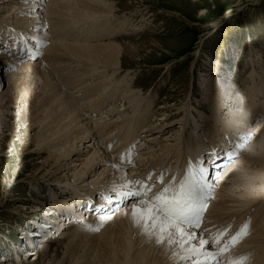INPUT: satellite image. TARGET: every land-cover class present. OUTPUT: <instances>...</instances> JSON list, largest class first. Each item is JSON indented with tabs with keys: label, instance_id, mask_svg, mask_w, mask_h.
Listing matches in <instances>:
<instances>
[{
	"label": "bare ground",
	"instance_id": "1",
	"mask_svg": "<svg viewBox=\"0 0 264 264\" xmlns=\"http://www.w3.org/2000/svg\"><path fill=\"white\" fill-rule=\"evenodd\" d=\"M112 3L111 0H57L47 6H41L39 0H0V10H11L12 16H3L0 22L5 21L9 24H16V26L22 25L25 31L24 35L17 33V35L10 36L8 32L5 33L4 28L0 29V54H2L0 55V90L3 82L7 84L6 90L0 92V127L6 129L10 137L18 139L21 134L17 131L20 127H24L25 135L32 139L37 147L41 146L39 151H47L49 154L40 168L41 171H46L43 176L47 181H51L52 190L68 197V202L59 203L55 196L52 200L56 203L57 210L64 212L63 215L60 214L55 217L54 213H47L43 218L46 220V227L57 232H61L60 230L65 225H61L63 221H69L66 223L65 231L61 232L63 240L68 238L67 245L64 246L65 252L61 246L53 251L55 258L58 259L53 260V264H63L66 256L78 259L73 264H79L80 251L77 249V241L74 239L84 236L85 238L87 236L95 237L97 241V245L89 253L88 261L90 262L88 264H177V257L174 255L175 250L173 248L167 244L158 245L155 238L150 239L142 233L140 227L133 223L132 210L138 201L132 199L130 207L122 210L120 205L125 201H119L115 195L112 196V203H108L106 200L110 194V191H106L107 188L110 190L113 185L124 184L125 173L133 182L139 178V180L147 178L150 173L145 175V166L166 155L168 148L171 149L161 146L160 149L150 150V144L157 138L150 136L139 148L135 171L128 168L127 159L121 160L122 156L127 158L131 149L133 150L134 142L139 136L137 130L141 128L142 124L140 128H133V126L145 121L143 115L145 114V104H142V100L137 101L136 104L134 99L136 96H133V90H131L133 80L129 79L128 74H125V77L122 75L121 78H124L122 80H113L116 76H121V58L126 53V49L116 40L105 41L122 33L127 34L131 29V22L135 20H131L133 18L131 16L130 19L123 16V20H121V17L119 18L117 15L116 5ZM37 7L40 9L34 14L33 12ZM96 18H99L98 22L102 21L105 25L97 22H83ZM144 22L141 20V24H138L135 21L131 30L136 32L144 29ZM78 25L85 27L77 30ZM96 27L97 29H91ZM41 29H48L49 33L46 34V37L51 45L44 53L42 52L41 58L43 59L40 60L41 62H34L38 52H31L33 48L29 47L42 44L34 37ZM70 29L72 30L69 31ZM91 33L96 36L90 37ZM70 36L72 39H69ZM84 36L87 37L84 38ZM114 38L116 39V37ZM128 53L131 54L130 51ZM8 54H15L19 61L26 60L29 63L18 66V61L14 58L9 61L6 60L4 55ZM250 61L253 64V73L249 78L251 80L264 78L263 73L262 75L258 74L261 70L263 71L261 66L264 63L263 55L261 59L258 56V59L254 60L253 58ZM222 73L227 75L225 72ZM223 74L224 78L221 80L209 81L203 91V99H210L213 96V106L210 109L211 116L204 117L202 120L204 125L210 129L209 133L204 131L203 127L200 128L196 125L201 131V133L198 132L197 136L195 134L196 138H192L198 139L197 149L189 158H185L184 166L181 161L177 160L176 166H180L178 171L173 172L176 168L173 166L171 169L170 165L165 167V163L161 165L162 169L160 168L165 170L164 184L169 183L173 176H176L177 183L182 180L185 170L190 164L197 172L201 168L206 169L207 181L214 188L210 200L213 198L214 200L207 204L204 223L196 231L198 235L203 232L207 238H213L214 235L227 228L230 229L229 234H232L236 228L241 226L242 220H245L246 216L240 214L237 218L238 223L235 224L226 222L222 225L220 220L226 216L237 215L249 207L252 208L247 210V214L252 216V223H249L254 228L261 223L264 224V125L258 130L256 126H253L261 115L264 117V106L261 105L263 84L258 87L255 94L258 108H254L253 114L256 119H245L244 116H248L247 110L249 108L237 101L242 100L244 96L229 86V77ZM94 77L97 78L94 83L92 81L91 84H86L88 78L94 79ZM82 84L86 85L83 87ZM67 89L73 90L72 93L66 92ZM252 90L247 91L251 92ZM137 94L142 96V91ZM120 97L126 101L125 110L122 114L129 108L134 107V110H132L130 119L125 116L127 120L122 124L124 131L117 129L121 133L116 132L114 135L113 130L116 127H121L118 120H114V118L120 115L122 110L116 111L115 106L114 109L107 110L108 112L105 114L103 110L109 105H116L112 102L114 100L117 102ZM227 101L231 102L229 108L232 109L221 107L219 111L220 104L225 103L227 105ZM124 106L122 105V108ZM162 108L168 109L165 111L168 113L166 115L171 116L170 120L172 119L171 122H173L175 110L171 106H160L159 109ZM200 108L204 107L200 106ZM233 112L236 115H231ZM187 113L188 111L181 123L183 127L192 118ZM102 114L103 116L97 119ZM229 117H233V119H229ZM15 119L16 121H14ZM240 119L241 122H238ZM165 121L168 122L169 120ZM151 128H153L151 131H156L154 127L151 126ZM151 128L146 131L142 129L147 133L148 131L151 132ZM255 130H257V134L254 137ZM32 132L33 134H31ZM184 134H181L182 140L185 139ZM250 136L254 138L247 148L248 151L244 154L243 150L248 145ZM222 140L225 141L224 150L218 144ZM85 142H89L88 146H84ZM191 142V139H187V149ZM120 144L122 145L120 146ZM233 144L240 145L236 151H238L239 156L243 153V156L232 163L219 177L220 171L215 169H222L228 160H232L235 155L237 156L236 152L232 153L231 158L226 154L232 151ZM145 145L147 146L145 147ZM117 146L118 150L115 151ZM180 146L182 151L178 150L179 160L184 153L183 150H185L183 141H180ZM171 150L175 151V149ZM5 151L0 147V154H5ZM154 151L156 153L160 151L163 154L155 157ZM93 163L98 165V169L100 166L102 167L101 177L97 174L96 180H92L93 174L98 170L94 169ZM113 165L119 167L116 168ZM137 171H141L139 176H143L136 177L138 176L136 175ZM70 172H72L71 175ZM15 174L14 172L13 175ZM159 177L160 175L156 172L155 177H151V180L154 181L157 178L155 180L157 181ZM87 178L90 179L85 184L99 183L102 188H85L78 183L81 180H87ZM70 179L75 183L73 184ZM218 180L221 181L220 185L214 184ZM157 185L160 186L161 184L157 183ZM158 186H155L153 194L161 190ZM217 187L216 192L215 188ZM0 206L2 207L1 204ZM40 206H44L43 201ZM76 208H79L78 211ZM118 208L120 211H117ZM85 210L87 214H84ZM113 212H117L116 215L107 216ZM69 216L72 221L69 218L65 220L64 217ZM73 217L76 219L73 220ZM98 221L105 222L96 234L88 226H95ZM34 231L31 236H40L36 229ZM251 233L252 230L249 229L245 242L248 241L244 242L245 248L255 250H248L250 257H246L249 253L244 251L245 248L240 251H235L237 247L235 250L231 248L225 253L227 255L224 254L221 258L224 264H228L229 260L241 257H246L247 260L251 259L255 255L253 253H256V247L260 251H258L260 256L264 257V227L256 229L254 236L248 239ZM31 244L30 246L33 247ZM49 248H51L49 245L42 246L41 263H44L49 256ZM1 262H6V260L3 259ZM256 264H258L257 261Z\"/></svg>",
	"mask_w": 264,
	"mask_h": 264
},
{
	"label": "rangeland",
	"instance_id": "2",
	"mask_svg": "<svg viewBox=\"0 0 264 264\" xmlns=\"http://www.w3.org/2000/svg\"><path fill=\"white\" fill-rule=\"evenodd\" d=\"M54 1L57 0H39L42 4L41 6H47ZM112 2L116 5L118 10L117 15L119 18L121 17V20H123V16H126V19H128V17L129 19L133 17L131 20H135L138 24H141V20L145 21L143 23V31L138 30L134 32L131 30L134 21L131 22V29L127 34L122 33L119 34V36H113V38L105 41L116 40L126 49V53H124L121 58V76H116L113 80H122L124 78L121 77H125V74H128L129 79L133 80L131 90H133V96H136L134 97L136 104L140 102L139 100H142V104H145V114H143L145 116V121L136 123L133 126V128H140L142 124L141 128L137 130L139 136L135 141V145L138 147L137 152L140 150V146H142L150 136L151 138L157 137L156 140L150 144V150L160 149L161 146L175 149V151H172L168 148L166 155L159 158L157 161L149 163V165L147 164L145 166V175L150 173L152 174L151 177H155L156 172L157 174L159 172L165 173V170H161V165L164 163L165 167L170 165L171 169L174 166L176 169L173 170V172L178 171L180 166H176V162L181 161L184 166L185 158H189L190 155L196 151L198 139L192 138H196V136L201 133V131H199L201 127H203L204 131L209 133L210 129L204 125L202 120L204 117L211 116L210 109L213 106V96L210 99H203V91L209 81L221 80L224 78L222 72L227 73V75H223L229 77V86L233 87V89L242 93L244 96L242 100L236 99L240 101L244 107L249 108L247 110L248 116H244V118L256 119V116L253 114L254 108L257 107L255 94L258 87L263 84V101L261 105L264 106V78L260 77L255 80L249 78L253 73V64L250 59L252 60L254 58V60H256L258 56H260L261 59L262 55L264 57V0H111V3ZM39 9L40 7H37L33 13L35 14ZM10 13L11 10H0V20L3 19V16L12 17ZM98 19L99 18L89 19L83 22H97L105 25L102 21L98 22ZM93 24L96 25L95 23ZM84 27L85 26L82 27L78 25L76 29H83ZM97 27L91 29H97ZM3 28L6 30L5 33L8 32L10 36L17 35V33H19L18 35L25 34L22 25L16 26V24H9V22L1 21L0 29ZM71 30L72 29L69 31ZM47 33H49L48 29H41L37 32L34 37L41 41L42 44L36 47H29L34 48L35 52L37 51L40 53L38 56L36 55L34 62L43 59L41 57L44 51L51 45L50 41L48 42L49 39L46 37ZM92 33L90 37L96 36L92 35ZM86 37L84 36V38ZM114 37H116V39ZM69 39H72V37L70 36ZM34 45L36 44L34 43ZM128 51H130L131 54H129ZM4 56L7 61L14 58L18 61V66L29 63V61L26 60L19 61L16 59L15 54ZM261 66L263 71L261 70L258 73L260 75H262V73L264 74V63ZM228 72L230 74L229 76ZM92 78H88L86 84H91L92 81L94 83L97 79L96 77H94V79ZM3 83L0 90L1 93L4 92L7 87V84L5 82ZM86 84H82L83 87ZM249 89L253 90L249 92L247 91ZM72 91L71 89L66 90V92L71 93ZM139 91H142V96H138L137 93ZM119 99L117 102H115V100L112 102V104L116 103V105H109L103 110L104 114L111 108H116V111L122 110L121 114L114 118V120H118V124L121 126L113 130V133L115 132L114 135L116 132L118 133L121 130L124 131L122 124H124L123 122L125 120L131 118L132 110H134V107L129 108L131 112L128 109L122 114L125 110L124 105L126 101H124L122 97ZM237 103L236 108L238 106ZM122 105L124 106L123 108ZM160 106H171L173 110H175L174 112L176 114L173 122H171L172 119L170 120L172 117L166 115L168 113L165 111L168 109H159ZM200 106L204 108L201 109ZM230 106L231 102L229 101H227V105L225 103L220 104L219 111L221 107L224 109H232L229 108ZM187 111V114L192 118H190L186 126L183 127L181 123ZM231 115L236 114L233 112ZM102 116L103 114L97 117V119ZM179 119H181V121H179ZM229 119H233V117H229ZM165 120H169L170 123ZM14 121H16V119ZM238 122H241V119ZM263 123L264 117L261 115L253 126H256L258 130L260 127H263ZM196 125L200 126V128H197ZM151 126L155 128V132L151 131L153 129ZM142 128L145 131L151 128V132L148 131L146 133ZM117 129L121 130L119 131ZM257 130L254 131L255 133L252 132L254 137L257 134ZM17 133L21 134L19 139L15 137L12 138L10 134L6 132V129L0 127V147L6 150L5 154H0V204L2 205V207L0 206V264H53V260H58L55 258V252L53 251L61 246L63 252H65L64 246L67 245L68 238L63 240L61 232L65 231L64 228L67 226L66 223L69 222L67 219L69 218V220H71L72 218L70 216L64 217L67 221L61 223V225L65 224L60 230L61 232L47 228L45 224L46 220L43 218L47 213H54L53 215L55 217L60 214L63 215L64 212L62 213V211L57 210V205L52 200L55 196L59 203L64 201L68 202V197L67 195H62V193H59V195L58 191L52 190L51 181H47L43 176L46 171H41L40 168L44 159L48 158V152L39 151L41 146L37 147L36 144L33 143V140L25 135L26 131L24 127H20ZM31 134H33V132ZM181 134H184V140H182ZM146 135L147 137H145ZM253 136L249 137V143L243 150L244 154L248 151L247 148L251 144V140L254 138ZM187 139L192 140L188 149ZM180 141H183L185 150H183L184 153L179 160L178 150L182 151ZM88 143L89 142L84 146H88ZM224 143V140L218 142V144L222 146V149L225 145ZM121 145L122 144H120V146ZM146 146L147 145H145V147ZM116 150H118V146L115 151ZM154 152L155 157L159 156V154L162 156L161 154H163L160 151L158 153H156V151ZM243 153L241 156L238 154L239 157L237 156L234 160H230L231 162L228 161V165L226 164L222 169L216 168V171H220L219 177L220 175L222 176L232 163L238 161L243 156ZM133 160L134 161L128 165L129 169H134L136 166V158ZM92 166H94L95 170L98 169L96 163H93ZM101 171L102 167L100 166L96 173L93 174L92 180L97 179V174L101 177ZM14 172L16 173L15 175H13ZM140 172H136V175H138L136 177L143 176H139ZM69 174L71 175L72 172ZM160 174L161 173H159V175ZM89 179L90 178H87L85 181L81 180L78 183L85 188H102L99 183L85 184ZM70 180L72 181V179ZM72 183L74 184L75 182L72 181ZM215 183L220 185L221 181L218 180L215 181L214 184ZM161 188L162 187H159V189ZM216 190H218V187L215 188V191ZM106 191L109 192L110 190L107 188ZM211 200H214V198ZM42 201L45 207L40 206ZM131 202L132 199L125 200V202L120 205V209L129 208ZM78 209L79 208H76L77 211ZM120 209L117 211H120ZM250 209L252 208L249 207L244 209L237 215L223 217L220 223L222 225L226 224V222L235 224L238 223L237 218L240 214L245 215V220H242L241 225H244L246 222L248 223L249 229L252 230L249 236L250 238L248 237V239H251L256 233V229L263 228L264 224L261 223V225H258L256 228L253 227L251 224L252 216L247 214V210ZM70 211L72 212V210ZM116 213L117 212H113L107 216L116 215ZM75 214H78V212H75ZM84 214H87L86 210ZM75 219L76 218L73 217V220ZM35 229L40 236H31V234L35 232ZM98 232L99 231H95L94 233L97 234ZM246 239L242 241L236 250L235 248L232 249L235 251L243 250L246 247L245 243L248 241L245 242ZM74 241H77V249L80 251L81 259L79 260V264H88L90 262L88 261L89 253H91L94 246L97 245L96 238L89 236L85 238L84 236L83 238H75ZM30 244L33 245V247L30 246ZM46 245L51 246V248L48 249L49 256L44 263H41L40 259L43 256L41 248ZM209 248H211V245H209ZM248 250L254 249H244L245 252ZM258 251L259 249L256 247V253ZM259 252L257 255L254 252L253 254L258 258L253 255L251 259L247 260V264H256V261L258 264H264V257L262 258ZM226 255L227 254H225V256ZM246 257L249 258L250 253ZM3 259H5L6 262H1ZM76 260L78 259H72L66 256L63 260V264H73Z\"/></svg>",
	"mask_w": 264,
	"mask_h": 264
},
{
	"label": "snow or ice",
	"instance_id": "3",
	"mask_svg": "<svg viewBox=\"0 0 264 264\" xmlns=\"http://www.w3.org/2000/svg\"><path fill=\"white\" fill-rule=\"evenodd\" d=\"M239 148V144H233L232 151L226 154L229 158L233 152L238 155L236 150ZM132 155L130 153L127 158L122 156L121 160L127 159L131 164ZM151 175L133 182L125 173V183L112 186L106 197L107 202L112 203L113 195L121 202L128 199L138 201L132 210L133 223L150 239L155 238L158 245L167 244L173 248L177 264H224L221 259L223 255L248 235L249 228L246 222L228 239H225L227 229L213 238L205 237L203 232L197 234L196 230L200 229L208 200L214 191L207 181L206 169L201 168L197 172L190 164L185 170L184 178L178 183L176 176L164 184L165 173H161L157 181H152ZM156 183L163 187L155 195H151ZM104 222L98 221L95 226L88 227L99 231ZM228 264H247V258L232 259Z\"/></svg>",
	"mask_w": 264,
	"mask_h": 264
}]
</instances>
